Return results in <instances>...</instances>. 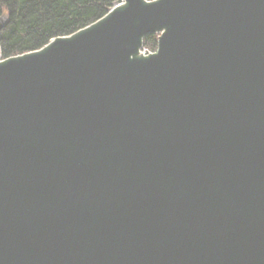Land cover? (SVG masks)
I'll use <instances>...</instances> for the list:
<instances>
[{
	"label": "water",
	"instance_id": "water-1",
	"mask_svg": "<svg viewBox=\"0 0 264 264\" xmlns=\"http://www.w3.org/2000/svg\"><path fill=\"white\" fill-rule=\"evenodd\" d=\"M0 264H264V0H116L0 52Z\"/></svg>",
	"mask_w": 264,
	"mask_h": 264
},
{
	"label": "trees",
	"instance_id": "trees-1",
	"mask_svg": "<svg viewBox=\"0 0 264 264\" xmlns=\"http://www.w3.org/2000/svg\"><path fill=\"white\" fill-rule=\"evenodd\" d=\"M116 0H0V15H7L0 31L2 57L43 47L50 39L69 35L102 17ZM157 35L144 38L154 51Z\"/></svg>",
	"mask_w": 264,
	"mask_h": 264
},
{
	"label": "rangeland",
	"instance_id": "rangeland-1",
	"mask_svg": "<svg viewBox=\"0 0 264 264\" xmlns=\"http://www.w3.org/2000/svg\"><path fill=\"white\" fill-rule=\"evenodd\" d=\"M4 14H6L5 12H4ZM7 16V15H6Z\"/></svg>",
	"mask_w": 264,
	"mask_h": 264
}]
</instances>
